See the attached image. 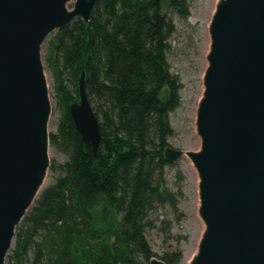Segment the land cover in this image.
<instances>
[{
    "label": "trees",
    "instance_id": "1",
    "mask_svg": "<svg viewBox=\"0 0 264 264\" xmlns=\"http://www.w3.org/2000/svg\"><path fill=\"white\" fill-rule=\"evenodd\" d=\"M194 1L100 0L89 25L76 19L45 41L59 111L50 147L64 160H52V181L17 227L5 264H149L158 257L146 235L156 227L151 214L166 205L177 210L182 195L165 178L169 115L183 87L168 61L173 16L187 20ZM82 74L100 122L96 153L70 113ZM161 259L177 264L180 254Z\"/></svg>",
    "mask_w": 264,
    "mask_h": 264
},
{
    "label": "water",
    "instance_id": "2",
    "mask_svg": "<svg viewBox=\"0 0 264 264\" xmlns=\"http://www.w3.org/2000/svg\"><path fill=\"white\" fill-rule=\"evenodd\" d=\"M99 1L75 0L70 9V0H0V264L51 166L43 44L76 19L89 25ZM209 32L201 148L165 150L170 164L188 156L199 175L205 230L190 264H264V0H218ZM70 113L96 153L100 122L84 74Z\"/></svg>",
    "mask_w": 264,
    "mask_h": 264
},
{
    "label": "rangeland",
    "instance_id": "3",
    "mask_svg": "<svg viewBox=\"0 0 264 264\" xmlns=\"http://www.w3.org/2000/svg\"><path fill=\"white\" fill-rule=\"evenodd\" d=\"M75 0H70L68 7L73 8ZM218 0H195L191 5V15L187 20L173 16L176 32L170 39L168 53L170 70L177 75L183 85L181 105L169 115L174 135L169 139L171 147L183 151H199L201 138L197 134L196 119L199 101L204 92V74L208 67L207 55L210 50V23ZM46 50L42 47L43 61ZM45 72L52 102V115L49 132L57 129L59 111L55 99V81L51 72ZM67 83L71 86L68 77ZM52 160L63 161L64 155L50 147ZM165 178L169 188L182 192L177 210L169 205L158 207L151 214L156 227L147 230V239L158 257L165 254H180L177 264H190L198 251V246L205 230V224L199 215V175L188 156H183L176 163L165 168ZM52 181L48 175L44 186ZM165 221V222H164Z\"/></svg>",
    "mask_w": 264,
    "mask_h": 264
}]
</instances>
